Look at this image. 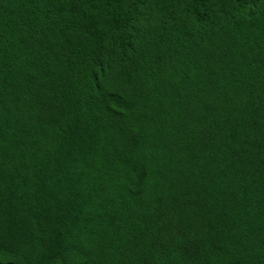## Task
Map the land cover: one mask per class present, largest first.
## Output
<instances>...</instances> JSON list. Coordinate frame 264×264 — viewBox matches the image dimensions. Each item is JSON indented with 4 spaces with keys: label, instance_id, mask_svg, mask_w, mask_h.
I'll return each instance as SVG.
<instances>
[{
    "label": "trees",
    "instance_id": "obj_1",
    "mask_svg": "<svg viewBox=\"0 0 264 264\" xmlns=\"http://www.w3.org/2000/svg\"><path fill=\"white\" fill-rule=\"evenodd\" d=\"M0 264H264V0H0Z\"/></svg>",
    "mask_w": 264,
    "mask_h": 264
}]
</instances>
